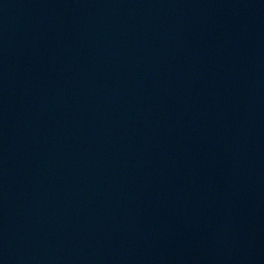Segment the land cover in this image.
Listing matches in <instances>:
<instances>
[{
  "label": "water",
  "instance_id": "95a60500",
  "mask_svg": "<svg viewBox=\"0 0 264 264\" xmlns=\"http://www.w3.org/2000/svg\"><path fill=\"white\" fill-rule=\"evenodd\" d=\"M0 264H264V0H0Z\"/></svg>",
  "mask_w": 264,
  "mask_h": 264
}]
</instances>
